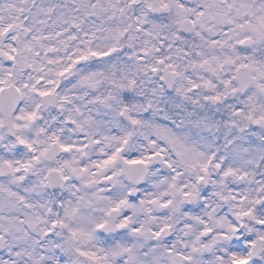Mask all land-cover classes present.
<instances>
[{"label": "snow or ice", "instance_id": "1", "mask_svg": "<svg viewBox=\"0 0 264 264\" xmlns=\"http://www.w3.org/2000/svg\"><path fill=\"white\" fill-rule=\"evenodd\" d=\"M0 264H264V0H0Z\"/></svg>", "mask_w": 264, "mask_h": 264}]
</instances>
